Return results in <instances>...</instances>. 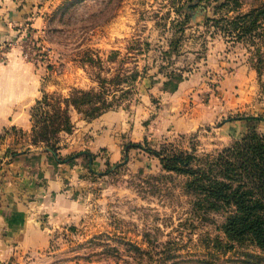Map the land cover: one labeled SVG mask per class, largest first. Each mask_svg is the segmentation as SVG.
Listing matches in <instances>:
<instances>
[{"label":"rangeland","instance_id":"374dc122","mask_svg":"<svg viewBox=\"0 0 264 264\" xmlns=\"http://www.w3.org/2000/svg\"><path fill=\"white\" fill-rule=\"evenodd\" d=\"M219 1L59 0L45 11L42 30L23 27L20 40L0 44V65H33L41 76L40 99L47 95L52 104L42 105L43 111L52 114L55 104L65 108L64 99L74 89L97 88V76L111 81L108 101L124 106L134 101L136 89L125 94L121 87L137 63L147 69L156 65L159 71L164 66L184 68L187 76L199 72L208 97L218 98L224 116L191 135L162 141L158 149L172 144L175 152H190L198 159L217 156L250 130L264 133L262 14L252 34L229 36L231 22L242 25L238 17L264 9V0H232L214 15L212 6ZM191 6L201 23L188 25L181 54L170 65L161 51L175 35L174 24L182 20L175 9L187 14ZM149 37L156 38L146 47ZM13 50H19L16 57ZM208 50L213 51L211 60ZM230 123L235 137H227L228 132L226 138L218 136L216 127ZM186 182V176L155 165L139 171L125 165L97 175L82 188L80 219L55 224L50 249L28 253L18 264H264L261 249L227 241L224 213L200 217L191 210L196 197Z\"/></svg>","mask_w":264,"mask_h":264},{"label":"crops","instance_id":"0c3cea01","mask_svg":"<svg viewBox=\"0 0 264 264\" xmlns=\"http://www.w3.org/2000/svg\"><path fill=\"white\" fill-rule=\"evenodd\" d=\"M57 1L0 0V44L20 40L23 27L42 30L45 11ZM10 64L0 65V264H18L28 253L49 250L53 226L80 219L82 188L99 173L114 171L126 153L132 171L161 166L144 148L158 149L162 141L191 135L224 116L199 72L182 76L180 68L167 78L155 65L138 78L136 99L127 105L90 121L73 110V130L60 134L56 154L31 141V110L42 95L41 76L33 65ZM143 66L137 63V70ZM216 128L222 138L227 132L235 137L231 123Z\"/></svg>","mask_w":264,"mask_h":264},{"label":"trees","instance_id":"16d2710c","mask_svg":"<svg viewBox=\"0 0 264 264\" xmlns=\"http://www.w3.org/2000/svg\"><path fill=\"white\" fill-rule=\"evenodd\" d=\"M191 1V0H187ZM219 1V0H218ZM232 0L219 1L213 5L214 15L218 8L232 3ZM196 6H191V10ZM175 13L182 20L174 24L176 29L172 37L169 49L162 52L163 60L171 63L174 56L181 53L185 38L186 28L192 23L190 13H182L181 8L175 9ZM264 19V9L240 15L236 23L232 21L234 31L229 36H237L238 39L250 35L256 29V24ZM209 20V19H207ZM218 23V20H215ZM240 25V27H238ZM242 26V27H241ZM230 31H226V33ZM237 32V33H236ZM238 34V35H237ZM244 34V36H242ZM146 47L150 46L148 41ZM142 53V49L137 50ZM164 66V65H162ZM101 67V66H100ZM149 69L145 66L142 72L137 69L124 80L125 87H121L123 93L131 94L135 89V83L139 77L145 75ZM160 72L171 78L177 72L175 69L160 67ZM183 72L180 74L183 76ZM98 77V87L90 91L74 89L71 95L64 99L65 108L60 103L55 104L54 114L43 111L42 105L52 106L49 96L44 95L32 108L33 128L31 141L35 146H44L57 154L59 136L62 132H72L73 123L71 112L80 113L83 118L90 121L102 113L119 108L115 101H108L111 81ZM120 83H118V86ZM40 116V117H38ZM39 118V119H38ZM253 119V118H252ZM17 131L16 129H12ZM131 147L144 148L142 145ZM172 144L163 145L160 149L144 148L149 154L160 160L164 172L187 177L186 187L195 194L191 210L200 217L213 212H221L225 215L222 231L227 241L240 245H253L264 251V133L250 130L246 136L236 141L233 145L222 150L217 156H206L198 159L190 152H175ZM73 157H69L71 159ZM61 160V159H60ZM129 161L126 153L124 162L116 165L114 171L125 166ZM114 171L108 170L98 175H108Z\"/></svg>","mask_w":264,"mask_h":264},{"label":"water","instance_id":"95a60500","mask_svg":"<svg viewBox=\"0 0 264 264\" xmlns=\"http://www.w3.org/2000/svg\"><path fill=\"white\" fill-rule=\"evenodd\" d=\"M186 10H188V13H190L193 16L194 21H196V18L198 17L199 13L192 11L190 7H187Z\"/></svg>","mask_w":264,"mask_h":264}]
</instances>
